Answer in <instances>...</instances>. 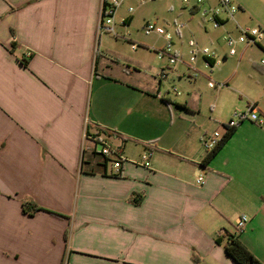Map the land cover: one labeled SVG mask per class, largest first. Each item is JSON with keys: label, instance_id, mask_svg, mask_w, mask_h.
<instances>
[{"label": "crops", "instance_id": "0c3cea01", "mask_svg": "<svg viewBox=\"0 0 264 264\" xmlns=\"http://www.w3.org/2000/svg\"><path fill=\"white\" fill-rule=\"evenodd\" d=\"M104 1L0 0V264H238L227 235L264 264V125L244 121L207 163L202 144L219 131L214 106L227 92L264 112V53L239 46L223 60L234 62L191 79L158 58L167 42L156 33L132 57L107 49ZM233 1L235 20L213 33L197 9L175 13L174 50L187 59L193 38L227 56L226 34L264 30V0ZM212 77L226 92L209 88ZM97 140L118 149L123 175L95 165Z\"/></svg>", "mask_w": 264, "mask_h": 264}, {"label": "built area", "instance_id": "2783aa9c", "mask_svg": "<svg viewBox=\"0 0 264 264\" xmlns=\"http://www.w3.org/2000/svg\"><path fill=\"white\" fill-rule=\"evenodd\" d=\"M156 1V0H141L142 3ZM185 4L191 6L193 9H197V12L201 14L204 23L210 22L214 29H219L223 27L229 21H234L236 14L239 11V6L233 0H218V4L215 6L206 7V3L209 0H196L192 4V0H183ZM122 5V0H105L103 4L102 13L98 23V33L99 35L113 34L117 36L115 31L114 18L118 9ZM128 12L132 14L134 8L130 7ZM178 34L186 27L182 22L175 23ZM238 35L234 36L230 33L223 37V41L227 47V56H222L216 48H211L208 46H201L197 40L190 39L188 41V57L187 59L181 55L179 52L174 50L173 37L167 33L166 28L157 26L155 24L147 23L144 28V33L150 36L154 33L164 36L166 39V46L162 49L156 50V54L159 59L168 58L170 65H175L178 63L185 64L190 69L189 78L194 79L202 74V70L198 67V62L200 59L203 61V68L210 73L213 72L215 68L220 66L224 59L228 57H235L239 53V46L242 47H256L262 50L264 53V30L259 27H239ZM132 48L135 50L138 48V44H133ZM28 57L31 56L30 53L27 54ZM261 65H264V58L260 61ZM170 72L167 68L161 72L160 78H166ZM209 88H222L225 85L222 83H217L210 80L208 83ZM177 91V89H175ZM179 93V92H178ZM244 121H251L260 126L264 125V112L257 109L255 104H250L245 112L235 113L230 120V122L225 125L227 130H232L237 128ZM223 135L220 131H215L212 134L206 136L203 141V149L207 153L213 152L220 144ZM99 147V153L107 158H113L110 161L112 166V175L121 176L123 175L124 159L120 156L117 148L112 147L104 140H97ZM151 154L146 153L142 156V165L145 168H150ZM197 183L199 185L205 184V178L203 176H198ZM249 218L247 216H240L236 220L235 228L236 232L239 234L243 232Z\"/></svg>", "mask_w": 264, "mask_h": 264}, {"label": "rangeland", "instance_id": "374dc122", "mask_svg": "<svg viewBox=\"0 0 264 264\" xmlns=\"http://www.w3.org/2000/svg\"><path fill=\"white\" fill-rule=\"evenodd\" d=\"M186 6L187 4H185L183 0H156L145 3H142L141 0H122V5L118 9L114 18V27L117 36L113 34L102 35L103 45L106 46L107 49H114L121 52L125 56L132 57L135 53L132 48L133 44H138V49L142 50L145 49L143 45L150 43V39L152 37L147 36L144 33V28L147 23L155 24L163 28L167 27V24L169 23L171 26L170 29H173L174 25L172 19L175 16V13L182 10ZM130 7L134 8V12L132 14L128 12ZM131 17L132 20L129 22ZM194 17L196 23L200 21L202 22L201 14H196ZM203 26L207 27V29L213 33V27L210 22L206 21L203 23ZM104 55L107 58H110L111 56L110 52H106ZM110 59L117 60L118 57L112 56ZM228 62L232 63L234 60L222 61L221 64ZM199 68H201V70H205L202 65H200ZM233 68H236V72H243V68L238 66L237 63L233 66ZM212 78L213 81L217 82L214 77ZM226 89L227 87H222L214 89V92L222 90L223 93L226 92ZM238 100L239 98L236 95L229 94V92H227L222 97L220 102L215 104V119L218 122L217 126L221 133L224 131L226 132L227 128L225 125L230 122L235 113H242L247 110L248 104L246 99L244 98L245 103H240V100ZM208 110L211 112L210 106Z\"/></svg>", "mask_w": 264, "mask_h": 264}, {"label": "trees", "instance_id": "16d2710c", "mask_svg": "<svg viewBox=\"0 0 264 264\" xmlns=\"http://www.w3.org/2000/svg\"><path fill=\"white\" fill-rule=\"evenodd\" d=\"M27 64V62H26ZM235 133V129L229 130L226 135L223 137L219 146L211 153H209L205 158V163L211 161V159L218 153V151L225 145L228 139ZM119 152V151H118ZM120 153V152H119ZM95 165L102 169L103 173H106V170L110 164V161L113 158H107L103 156L98 151L93 153V157ZM143 199L141 195H135L132 197L131 202L135 204H140ZM30 205L26 204L25 209L29 210ZM37 210H41L39 207H34L32 212ZM31 211V210H29ZM68 240L67 236L65 237ZM227 243L225 244V249L227 253L238 263V264H262L236 237L232 235H227ZM223 242L222 238L217 239V243L221 244Z\"/></svg>", "mask_w": 264, "mask_h": 264}]
</instances>
